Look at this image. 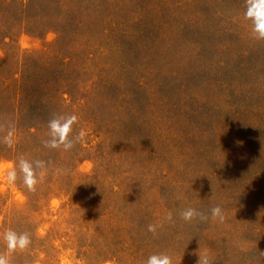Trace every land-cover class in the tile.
Segmentation results:
<instances>
[{
    "label": "rangeland",
    "instance_id": "1",
    "mask_svg": "<svg viewBox=\"0 0 264 264\" xmlns=\"http://www.w3.org/2000/svg\"><path fill=\"white\" fill-rule=\"evenodd\" d=\"M61 1L68 21L82 9L71 33L17 26L0 41V123L23 105L24 71L63 69L56 89L83 148L40 140L50 160L35 191L0 177V253L10 229L31 239L9 254L16 264H145L155 253L264 264V40L245 0ZM15 149L0 167L31 161ZM216 205L222 222L179 217Z\"/></svg>",
    "mask_w": 264,
    "mask_h": 264
},
{
    "label": "trees",
    "instance_id": "2",
    "mask_svg": "<svg viewBox=\"0 0 264 264\" xmlns=\"http://www.w3.org/2000/svg\"><path fill=\"white\" fill-rule=\"evenodd\" d=\"M77 8L73 11L74 21L72 22L68 21V15L67 17L63 16L66 12L63 11L61 0H0V19L5 17L7 21L4 24L0 22L3 26L5 25L4 29L0 30V41L10 40L13 37L12 29L17 26L26 28L28 33L36 34L39 30L38 35H42L43 30L55 31L58 34L62 31L65 35L71 33V28L77 27L78 18L82 15L81 7L78 6ZM62 73L63 69L48 67L45 74H36L32 70L30 74L26 75L24 71L20 81L23 80L24 84L28 81L29 86L22 92L24 100L21 102L23 105L14 107L13 110L15 111H13L9 123L4 125L0 123V141L11 130L15 139L13 145L16 146L14 153L17 151L18 154L21 149L20 154L26 155L31 160L29 162H32L36 172L39 170L35 166L37 160H43L46 163L50 160L49 154L47 156L39 146L40 140L43 138L48 140L51 137L47 127L48 121L65 114L67 111V102L69 101L65 98L67 93L56 89ZM15 81L17 82V79ZM51 87L57 91H52ZM1 119L2 116L0 115ZM76 128L77 126L74 128V133H78ZM13 145L8 147L0 142V152L3 149L12 151ZM76 147L81 150L83 148L82 142L77 143ZM20 258L21 261L18 264H26L28 256L22 255ZM30 262L32 263L33 260ZM10 264L16 263L10 262Z\"/></svg>",
    "mask_w": 264,
    "mask_h": 264
},
{
    "label": "clouds",
    "instance_id": "3",
    "mask_svg": "<svg viewBox=\"0 0 264 264\" xmlns=\"http://www.w3.org/2000/svg\"><path fill=\"white\" fill-rule=\"evenodd\" d=\"M244 18L251 21L253 38L256 40H264V0H245ZM77 121V115L71 113L59 115L50 119L47 123V127L51 139L44 141V146L51 149L62 148L65 151L73 149L77 143L84 139L85 135L82 130L78 133H74L73 126ZM0 142L11 147L15 142L13 132L9 130ZM35 166L39 169H47V164L43 160H37ZM18 175L22 178L28 190L35 191V187L38 183V174L34 170L33 164L26 158L20 156L11 167H0V177L8 184L15 183ZM179 217L185 222L198 220L202 223L207 222L209 218L213 220L218 219L221 222L224 219L223 210L219 205L210 208L208 213L188 207L179 213ZM165 219L169 222H174L173 213L169 211ZM158 228L159 225L157 224H148L147 231L156 235ZM2 238L5 242L6 252L0 253V264H10L9 254L15 253L17 250L23 251L31 244L30 235L27 232L18 234L9 229L3 233ZM259 256L264 257V251H259ZM145 264H173V261L168 254L155 253L147 258ZM196 264H212V261L207 253H203L198 254Z\"/></svg>",
    "mask_w": 264,
    "mask_h": 264
}]
</instances>
